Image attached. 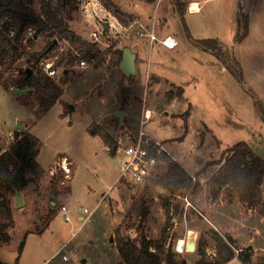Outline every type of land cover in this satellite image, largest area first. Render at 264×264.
Segmentation results:
<instances>
[{"label":"rangeland","instance_id":"obj_1","mask_svg":"<svg viewBox=\"0 0 264 264\" xmlns=\"http://www.w3.org/2000/svg\"><path fill=\"white\" fill-rule=\"evenodd\" d=\"M114 1L149 28L157 13V36L161 38L160 32L174 33L179 45L167 49L160 41L138 35L139 24L125 29L115 23L99 47L106 49L115 43L137 53L138 72L127 77L118 66H111L109 58L89 61L86 68L77 66L78 59L68 63L69 54L76 55L77 48L58 41L48 58L56 62L66 54L60 66L67 72L60 71L57 76L65 92L61 101L41 115L33 90L17 95L13 87L7 89L2 82L17 78L28 66V57L43 51L54 38L41 34L23 44L26 55L0 82V150L4 152L14 143L20 121L42 141L37 160L46 176L23 189L25 203L21 208L12 196V239L0 244V264H124L117 249L118 236L139 243L152 240L161 247L151 250L163 258L172 248L179 260L195 264L201 257L197 249L191 252L186 246L180 251L179 241L187 240L188 244L193 237L198 244L202 240L204 257L210 261L216 253L214 231L231 234L237 247L251 250L255 264H264V217L238 197L229 199L223 194L214 199L209 186L226 148L246 141L264 157V0H162L159 5V0L155 4ZM189 1L199 2L201 11L189 12ZM70 3L71 28L88 40L89 32L98 28L96 14L104 16L103 8L86 7L87 0ZM109 11L116 16L113 8ZM202 39L220 42V58L198 44ZM178 86L184 88L183 95L168 96V91L177 92ZM144 106L153 112L146 131L196 176L198 189L171 196L154 179L143 187L118 181L121 156L97 132H109L116 146L122 137L138 131ZM116 110L126 112L123 126ZM185 119L188 133L182 140ZM64 157L71 168L70 177L58 164ZM54 175L60 177V190L71 191L52 193ZM169 197L173 206L179 204L176 214H168L163 207ZM56 203L57 215L46 228L48 213ZM63 205H67L70 221L60 209ZM85 208L94 210L90 217ZM80 215L87 220L79 219ZM64 244L67 246L60 252ZM233 264L241 261L236 258Z\"/></svg>","mask_w":264,"mask_h":264},{"label":"trees","instance_id":"obj_2","mask_svg":"<svg viewBox=\"0 0 264 264\" xmlns=\"http://www.w3.org/2000/svg\"><path fill=\"white\" fill-rule=\"evenodd\" d=\"M106 9H112L118 19L129 25L135 16L121 10L114 0H99ZM154 4L157 0H143ZM71 0H0V82L5 72L13 68L14 63L26 55L24 50L23 35L29 26L36 28L40 34L53 36L51 43L41 52L31 54L28 66L20 70L19 76L2 84L10 87L31 88L36 93L37 104L41 109V115L46 114L61 98L65 92L57 78L49 76L40 66V61L48 58L53 50V42L65 40L76 47V55L69 54L68 63L75 59L85 58L89 61L105 60L109 58L111 66H118L122 58V47L113 43L106 49H101L71 28L73 9ZM182 10V5L179 6ZM13 33V35H12ZM247 32L243 35L246 36ZM198 44L210 50L220 58L222 46L217 39L198 40ZM66 54L62 53L56 60L55 66H60ZM29 69L32 70L29 73ZM184 88L177 87V92L168 91L171 98L182 96ZM103 138L105 144L115 151V141L109 132L100 129L97 132ZM188 133V123L185 119V133ZM42 147L39 137L28 130L14 131V143L4 152L0 150V244L10 243L12 236L9 232L14 226L13 198L17 191L23 190L29 183H38L46 176L45 168L38 162ZM161 159L165 161L164 167L153 177L156 183L169 191L172 195L183 190H196L200 181H194L189 172L180 162L173 160L169 155L163 154ZM59 176L52 178L51 192L59 195L70 192V188L60 190L58 188ZM209 186L214 199L225 194L229 199L238 197L249 208L258 211L264 217V157L257 154L252 145L246 141H240L226 148L218 162L215 173L209 179ZM163 207L169 214L177 213L179 204L173 206L171 197L165 198ZM58 203L48 213V221L57 215ZM172 216H170L171 218ZM163 230V236L165 235ZM27 233L19 244V253L22 252ZM215 241V256L213 260L204 257L205 243L200 240L197 244V252L201 256L195 264H233L238 258L241 264H255L252 260V252L248 248L240 249L231 234L213 232ZM156 250L161 245L152 240L143 239L140 243L131 238L118 236L117 249L124 264H187L186 260H179L176 252L169 248L163 258ZM238 250V252H237Z\"/></svg>","mask_w":264,"mask_h":264},{"label":"built area","instance_id":"obj_3","mask_svg":"<svg viewBox=\"0 0 264 264\" xmlns=\"http://www.w3.org/2000/svg\"><path fill=\"white\" fill-rule=\"evenodd\" d=\"M88 4H93L94 6H99L103 8L104 16L100 17L96 14L98 18L97 24L98 28L92 29L88 34V40L98 44H102L106 39L107 28L106 25H109L110 30L113 29L115 23L123 26L125 29L132 27L134 24H139L141 29L137 32L140 36H147L150 38L151 42L160 41L167 48L173 49L178 45V40L176 37L172 35H167L164 38H159L156 34L157 29V13L152 18L151 28L149 25H145L140 20H134L130 25H123L119 19L112 15L111 12L106 9L99 0H87ZM162 2V0L158 1V5ZM157 5V6H158ZM92 9V8H90ZM188 10L190 12H198L197 9H192L191 3L188 5ZM94 11V9H93ZM13 35V33H12ZM40 33L37 32L36 28L33 26H29L25 29L23 35V42L27 43L30 39H37L40 37ZM89 65V60L85 58H81L77 64V66L81 68H86ZM40 66L43 70L51 77L57 78L60 71H66L67 69L63 66H55V61L49 58H44L40 61ZM153 112L147 106L143 107L140 116V125L137 132H132L128 134L127 138L122 137L119 143L115 146V150L117 154L121 156V171L118 178L119 182L130 183L136 187L145 186L149 183L153 177L161 170L162 166L164 167L165 161L161 159L163 154H167L173 159L176 160V157L171 154V152L167 149L165 144L152 135H150L146 131V124L152 119ZM124 139L127 142H124ZM60 168L64 169L66 172V176L70 177L71 168L69 166V162L67 158H62V161L58 163ZM54 173V171H51ZM193 180L196 181V176L193 175ZM61 210L64 212V218L66 221L71 220V216L68 213V208L66 205L61 207ZM94 210H89L88 208L84 209V213H87V216L90 217ZM85 220L86 216L82 215ZM67 244H64L60 252L66 248ZM63 259L67 260L68 256L64 255Z\"/></svg>","mask_w":264,"mask_h":264},{"label":"water","instance_id":"obj_4","mask_svg":"<svg viewBox=\"0 0 264 264\" xmlns=\"http://www.w3.org/2000/svg\"><path fill=\"white\" fill-rule=\"evenodd\" d=\"M106 28H109V25H106ZM58 42L57 39L54 40L53 45L56 44ZM122 58L119 62V69L120 71L127 77H131L133 75H136L137 73V68H136V58H137V53L135 51H133L130 47L125 46L122 50ZM29 73L32 72L31 69L28 70ZM67 72V70L65 71ZM14 92L17 95H21V94H25V93H29L31 91V88H18V87H13ZM72 108H74L72 106ZM115 115L118 117L121 126L124 125V117L126 115L125 110H116ZM17 130H21V131H25L26 130V126L23 125L20 121H18ZM25 203V199H24V194H23V190L21 191H17L15 194V205L17 208H21ZM112 239V238H111ZM187 248L189 250H191V252H194L197 249V243L195 238H191L188 241L187 244ZM252 248V247H251Z\"/></svg>","mask_w":264,"mask_h":264},{"label":"crops","instance_id":"obj_5","mask_svg":"<svg viewBox=\"0 0 264 264\" xmlns=\"http://www.w3.org/2000/svg\"><path fill=\"white\" fill-rule=\"evenodd\" d=\"M193 2H197V1H189V3H191V5H192ZM154 4H155V3H154ZM188 5H189V4H188ZM188 5H187V6H188ZM198 5H199V8H200L198 12H200V11H201V6H200L199 2H198ZM188 11H189V10H188ZM189 12H190V11H189ZM162 23H164V22H162ZM163 25H164V24H163ZM163 25H162V26H163ZM167 35H172V36L176 37V35H175L174 33L160 32V37H161V38H164V37H166ZM178 45H179V42H178ZM178 45H177V46H178ZM177 46H176V47H177ZM165 47H166V46H165ZM176 47H175V48H176ZM166 48H167V47H166ZM167 49H169V48H167ZM137 56H138V55H137ZM136 59H137V58H136ZM136 68H137V72H138V66H137V63H136ZM136 74H137V73H136ZM172 84L174 85V83H172ZM152 117H153V115H152ZM26 130H27V127H26ZM10 134L13 135V132L11 131ZM0 135H2L1 130H0ZM237 199L239 200V198H237ZM66 206H67V205H66ZM60 209H61V208H60ZM82 217H83V216L80 215V216H79V219H81ZM261 249H264V248H261Z\"/></svg>","mask_w":264,"mask_h":264},{"label":"bare ground","instance_id":"obj_6","mask_svg":"<svg viewBox=\"0 0 264 264\" xmlns=\"http://www.w3.org/2000/svg\"><path fill=\"white\" fill-rule=\"evenodd\" d=\"M191 6H192V9H197V10L200 9V8H199V5H198V2H193ZM191 238H192V237H191ZM186 244H187V240L184 241V240L181 239V240L179 241V243H178V248H179V250H180V251L184 250L183 248L187 246ZM188 250H189V249H188ZM189 251H191V250H189Z\"/></svg>","mask_w":264,"mask_h":264}]
</instances>
